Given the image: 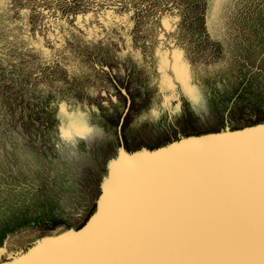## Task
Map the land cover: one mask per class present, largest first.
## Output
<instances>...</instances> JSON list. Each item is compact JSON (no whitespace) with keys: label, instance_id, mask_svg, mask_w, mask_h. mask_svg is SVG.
<instances>
[{"label":"rangeland","instance_id":"rangeland-1","mask_svg":"<svg viewBox=\"0 0 264 264\" xmlns=\"http://www.w3.org/2000/svg\"><path fill=\"white\" fill-rule=\"evenodd\" d=\"M3 8L0 24L16 44L0 62V247L8 253L0 257L3 264L46 238L83 227L110 169L126 160L121 149L128 155L153 152L264 126V0H233L227 38L221 40L210 32L206 0H6ZM24 8L30 12L21 15ZM129 8L128 28L115 21L106 27L100 19L106 9L123 15ZM88 12L94 18L82 20V29L76 17ZM175 16L171 32L164 21ZM43 19L51 24L41 26ZM161 31L184 53L204 111L191 108L171 70L172 87L164 83L156 52ZM29 41L38 47L28 48ZM161 52L171 61V45ZM116 85L118 103L102 95ZM62 104L93 129L70 148L58 147L64 144Z\"/></svg>","mask_w":264,"mask_h":264},{"label":"snow or ice","instance_id":"snow-or-ice-1","mask_svg":"<svg viewBox=\"0 0 264 264\" xmlns=\"http://www.w3.org/2000/svg\"><path fill=\"white\" fill-rule=\"evenodd\" d=\"M5 3L6 0H0V13ZM206 3L213 39H226V13L233 0ZM29 12V8H24L21 15ZM39 12L48 16L44 8ZM132 15L130 8L123 15L106 9L100 19L107 21L106 27L115 21L128 28ZM93 18L92 12H88L77 16L76 23L83 29L81 21ZM178 20L179 16H175L165 20L164 25L175 32L173 23ZM50 24L49 19L41 20V26ZM23 39L28 40V35ZM157 40L164 83L172 87L167 78L171 70L189 97L191 108L204 111L203 93L192 83L184 53L163 31ZM165 43L172 47L171 61L167 52H161ZM15 47L13 35L0 24V62ZM37 47L29 41L28 48ZM44 52L47 57L48 50ZM133 55L139 59L138 52ZM70 67L77 70L75 65ZM117 87L102 95L118 103ZM120 92L127 96L123 88ZM59 110L65 119L59 128L64 144L58 147L70 148L76 137L93 131L78 112L66 113L63 104ZM173 151L176 154L170 160L106 181L101 223L88 232L44 240L27 255L17 253L11 264H264V135L246 132L241 137L191 139ZM7 254L0 247V257Z\"/></svg>","mask_w":264,"mask_h":264},{"label":"water","instance_id":"water-1","mask_svg":"<svg viewBox=\"0 0 264 264\" xmlns=\"http://www.w3.org/2000/svg\"><path fill=\"white\" fill-rule=\"evenodd\" d=\"M264 126H260L254 129H249L241 132H234V133H225V134H218V135H208L200 138H194L199 140H210L213 138H222V137H241L246 132H255L257 135H264ZM191 140V139H190ZM188 141V140H185ZM185 141H182L180 143L173 144L167 148L159 149L157 151L153 152H144V153H135L132 155H128L124 152V150L121 149V153L126 159L125 162L117 163L115 164L109 171L108 180L116 178L118 176L125 175L133 170L139 169V168H149L156 164L159 161H165L170 160L174 158L175 154L174 149H177L178 146L184 145ZM180 151H185L186 149L180 148L178 149ZM106 197V190H105V184L103 186L102 194L99 197L97 208L95 213L89 218L87 223L81 227L78 230H70L62 235L65 234H80L84 232H88L90 229L93 228L94 225H98L102 222V214L105 211V204L103 203L104 199ZM61 236V235H60ZM53 238H46L45 240H51ZM44 241V240H43ZM11 264V262L6 263Z\"/></svg>","mask_w":264,"mask_h":264}]
</instances>
